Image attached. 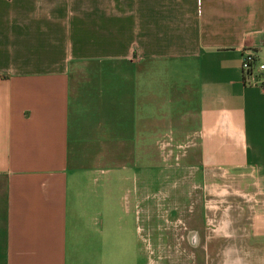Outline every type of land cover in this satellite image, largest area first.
I'll list each match as a JSON object with an SVG mask.
<instances>
[{"label": "crops", "instance_id": "obj_1", "mask_svg": "<svg viewBox=\"0 0 264 264\" xmlns=\"http://www.w3.org/2000/svg\"><path fill=\"white\" fill-rule=\"evenodd\" d=\"M243 52L264 65V0H0V264H139L148 201L169 231L198 181L247 197L264 258V73L246 86ZM192 129L184 190L152 139Z\"/></svg>", "mask_w": 264, "mask_h": 264}, {"label": "rangeland", "instance_id": "obj_2", "mask_svg": "<svg viewBox=\"0 0 264 264\" xmlns=\"http://www.w3.org/2000/svg\"><path fill=\"white\" fill-rule=\"evenodd\" d=\"M198 138L199 132L192 129L181 136L165 131L152 139L154 150L150 161L156 160L162 165L164 178L176 168L187 174L184 179V190L188 187L189 173L196 169L187 170L183 168L182 162L188 153L196 148ZM159 173L160 171L155 168L147 169V177L153 182L152 190L156 187ZM198 183L200 184L196 183L194 188L195 202H192L189 196L186 200L180 198V204L187 205L182 210L181 216H176V213L172 212L167 219H164L169 231L163 226L161 217L159 219L156 217L153 207L152 210L149 208L152 203L148 201L146 221L138 224L136 229V237L141 248L139 264H264L262 253L257 251L259 247L253 242L254 238L250 230V204L247 197L236 191L227 190L225 198H221L226 204L222 202L209 204L210 197L203 190L201 181ZM214 193L217 195L219 192ZM210 209L215 213L210 212ZM225 213L226 228L224 226L220 228L226 233L222 234L224 237L220 239H226V243L219 248L218 231L214 233L210 230H214L212 227L217 225L220 218L225 219ZM208 235L217 239L216 242L212 241V245H216V248L208 249V245L206 246L207 240H204V237L207 238ZM261 250L264 248L262 247Z\"/></svg>", "mask_w": 264, "mask_h": 264}, {"label": "built area", "instance_id": "obj_3", "mask_svg": "<svg viewBox=\"0 0 264 264\" xmlns=\"http://www.w3.org/2000/svg\"><path fill=\"white\" fill-rule=\"evenodd\" d=\"M240 71L242 75L243 83L246 86H259L260 82H257L255 75L258 73H264V65L259 64L254 55L249 52H243L240 57Z\"/></svg>", "mask_w": 264, "mask_h": 264}]
</instances>
